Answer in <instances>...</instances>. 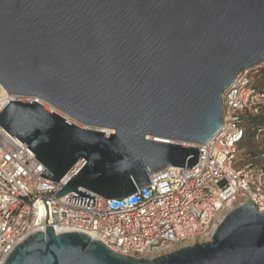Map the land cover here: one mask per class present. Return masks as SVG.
I'll return each mask as SVG.
<instances>
[{"label": "water", "instance_id": "95a60500", "mask_svg": "<svg viewBox=\"0 0 264 264\" xmlns=\"http://www.w3.org/2000/svg\"><path fill=\"white\" fill-rule=\"evenodd\" d=\"M263 61L264 0H0V83L44 102L10 101L0 125L43 177L58 182L83 159L54 199L77 192L70 202L94 206L80 187L119 199L150 171L194 168L196 145L223 126V91ZM2 264H264V213L238 205L211 239L152 258L46 220Z\"/></svg>", "mask_w": 264, "mask_h": 264}, {"label": "built area", "instance_id": "2783aa9c", "mask_svg": "<svg viewBox=\"0 0 264 264\" xmlns=\"http://www.w3.org/2000/svg\"><path fill=\"white\" fill-rule=\"evenodd\" d=\"M0 83V112L14 100ZM223 126L199 149L192 167L165 166L149 172L150 184L119 199L96 196L94 206L70 202L71 192L54 197L83 166L80 159L60 180L41 176L47 169L17 136L0 125V264L14 247L47 224L56 234L80 231L111 250L156 257L211 239L224 215L248 203L264 213V61L241 71L223 91ZM67 117V116H66ZM250 139L263 146L242 147ZM249 144V145H250ZM248 146V145H247ZM48 206V216L47 209ZM53 199V201H51Z\"/></svg>", "mask_w": 264, "mask_h": 264}, {"label": "rangeland", "instance_id": "374dc122", "mask_svg": "<svg viewBox=\"0 0 264 264\" xmlns=\"http://www.w3.org/2000/svg\"><path fill=\"white\" fill-rule=\"evenodd\" d=\"M49 107H51L52 109H55L53 108L52 106L48 105ZM56 110V109H55ZM66 116V115H65ZM260 143V142H259ZM259 143L256 141V140H253L252 143L248 146H246L247 149H253L254 151L258 152L260 150H262L261 148H263V146L259 145ZM253 162L255 164H263L264 163V158L260 155V156H257Z\"/></svg>", "mask_w": 264, "mask_h": 264}, {"label": "bare ground", "instance_id": "6f19581e", "mask_svg": "<svg viewBox=\"0 0 264 264\" xmlns=\"http://www.w3.org/2000/svg\"><path fill=\"white\" fill-rule=\"evenodd\" d=\"M83 127H86V126H83ZM97 129H100V130L104 131L106 133V135H110L111 133L114 132L113 129H109V128H97ZM161 141H166V140H161Z\"/></svg>", "mask_w": 264, "mask_h": 264}, {"label": "trees", "instance_id": "16d2710c", "mask_svg": "<svg viewBox=\"0 0 264 264\" xmlns=\"http://www.w3.org/2000/svg\"><path fill=\"white\" fill-rule=\"evenodd\" d=\"M250 144V139H246V140H244L242 143H241V146L242 147H245V146H247V145H249Z\"/></svg>", "mask_w": 264, "mask_h": 264}]
</instances>
